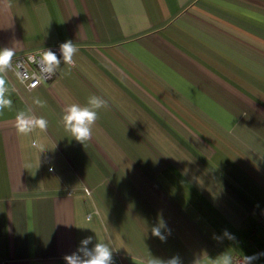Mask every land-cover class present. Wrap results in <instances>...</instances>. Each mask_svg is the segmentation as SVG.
<instances>
[{"label": "crops", "instance_id": "crops-1", "mask_svg": "<svg viewBox=\"0 0 264 264\" xmlns=\"http://www.w3.org/2000/svg\"><path fill=\"white\" fill-rule=\"evenodd\" d=\"M68 40L49 81L0 73V264H66L88 236L114 264L264 253V0H0V49ZM92 95L82 144L62 116ZM20 111L47 129L19 134Z\"/></svg>", "mask_w": 264, "mask_h": 264}, {"label": "clouds", "instance_id": "clouds-1", "mask_svg": "<svg viewBox=\"0 0 264 264\" xmlns=\"http://www.w3.org/2000/svg\"><path fill=\"white\" fill-rule=\"evenodd\" d=\"M62 60L66 65L72 66L75 61L73 57L78 53V48L71 40L60 45ZM15 50L13 48L0 49V73H4L12 64ZM61 63L56 53L50 49L44 50L41 57L43 72L46 74H54ZM9 90L6 86V79L0 75V113L4 109H11L12 100L8 96ZM39 103V101H37ZM107 107V102L96 95L88 98L87 105L81 106L73 103L64 109L62 123L65 130L76 141L85 144L92 138L93 125L98 119V112L101 108ZM48 127V121L43 116L36 117L20 111L16 115V128L21 135H30L35 129L45 130ZM164 227L161 221L160 225L152 228V234L161 240H165L161 228ZM227 234V233H226ZM230 235V234H228ZM93 241V237L88 236L80 241V245L76 252L66 255L64 260L66 264H114L113 250L109 244L103 241H97L93 247L88 245ZM264 253H257L252 256H245L241 264H253ZM145 264H181L179 256H174L167 261L154 258L149 255ZM218 264H233L232 256L222 254L219 257Z\"/></svg>", "mask_w": 264, "mask_h": 264}, {"label": "built area", "instance_id": "built-area-1", "mask_svg": "<svg viewBox=\"0 0 264 264\" xmlns=\"http://www.w3.org/2000/svg\"><path fill=\"white\" fill-rule=\"evenodd\" d=\"M50 49L58 58H62L60 47L51 46L39 51H30L18 54L13 57L12 64L8 68H14L19 78L29 88L39 85L43 80H51L54 74H46L43 72L41 57L44 50ZM242 259H236L233 264H241Z\"/></svg>", "mask_w": 264, "mask_h": 264}]
</instances>
